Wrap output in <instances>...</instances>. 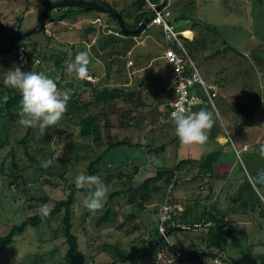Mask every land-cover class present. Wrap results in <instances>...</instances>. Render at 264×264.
Returning a JSON list of instances; mask_svg holds the SVG:
<instances>
[{
  "label": "rangeland",
  "instance_id": "rangeland-1",
  "mask_svg": "<svg viewBox=\"0 0 264 264\" xmlns=\"http://www.w3.org/2000/svg\"><path fill=\"white\" fill-rule=\"evenodd\" d=\"M59 1L62 0H0V24L7 29L12 27L17 29L16 25L21 16L20 28L31 29L38 24V18L45 8L42 5L45 2L57 4ZM97 1H106L116 10L128 11L133 0ZM164 2H167V5L163 7L159 15L172 24L196 71L207 84L211 80L210 77L219 75V70H222L221 76L233 75L236 78L237 73H242L239 65L244 68L249 65L247 59L240 63L238 54L243 51L244 42L250 39L264 42V0H161L156 6ZM148 8H151L153 12L152 8L156 7H151L149 4ZM157 12L154 11L155 16ZM55 15L56 13L53 12L51 17ZM112 17L103 12L89 11L82 14L73 13L72 19L59 22L45 21L48 36L57 41V46H60L59 42L65 43L66 46L64 48L54 45L47 47L45 36L36 33L25 41L27 48H25L26 57L23 62H20L18 58L17 61L15 60L13 49L9 50L13 48L10 41L0 33V73L14 65H19L24 71H44L55 80L58 91L72 90L61 119L44 131L38 126L26 127L20 123L18 111L20 101L10 113H6L3 109L5 101L0 100V168L5 170L4 173L0 172V235H7L12 225H18L26 218L40 212L44 204H48L53 209L57 201L66 199L69 192L75 189L72 232L78 237L80 252L85 254L92 264H110L115 246L128 250L136 244H142L158 226L160 218H163L162 207L167 197L178 196L175 198L182 199L183 207L177 206L174 210L180 212L186 206L185 204H190L189 202L196 199L199 194L198 182L200 181L190 185L187 189L190 193L186 194L185 188L181 187L179 190L172 189L170 195L167 194L164 182L158 181L155 184L161 186L160 190L152 191L150 199L142 210L137 205L142 199L138 187L144 179L153 177L159 168H173L182 159L194 158L200 161L207 153L214 151L216 146L209 135L204 143L184 144L180 140L177 143L173 142L176 136L175 125L173 120L166 121V108L163 97L158 91L161 88L165 93L169 91L168 66L161 58L167 48L162 24L153 19L143 32L132 40H111L112 37L120 38L119 26ZM126 21H129L128 18ZM90 28L93 30L88 31ZM186 30L193 31L195 34L190 45L187 46L188 49L184 40ZM83 47L86 48L89 56L88 75L80 79L75 70L68 72L66 69L67 62L74 59L75 54L82 51ZM228 49L232 54H228L226 59ZM62 53H65L64 74L60 76L61 70L55 68L54 61L56 56ZM203 55L210 57L203 59ZM90 56L96 62L94 65L91 64ZM109 61L112 65L108 81L105 82L103 78ZM186 65L192 68L188 62ZM226 79L229 78L226 77ZM84 80L95 85L99 84L100 87H119L129 95L139 89V82L144 81L146 86L141 88L138 98L127 96L126 99L117 98L114 103L94 102L87 109H83L81 103L93 100L96 92L85 89ZM249 82L256 83L255 78L240 81L238 79L233 82L237 83L238 87L236 100L233 94L231 95L236 104L243 105L242 101H248V105H254V98L256 100L259 96L258 88L256 86L249 87L248 90L241 88ZM0 84V97L8 96V94L20 95L18 89L6 87L2 83V78H0ZM74 86L77 88L75 92ZM196 89L201 91L198 94L201 95L202 104H206L202 108H206L213 114L212 127L218 130L220 122L226 121L223 106L226 98H223L221 94L214 96L213 108L203 88L196 85ZM224 90L221 89L220 92L226 93ZM221 98H223V105ZM77 101L80 104L76 103ZM77 107L81 109L77 111ZM197 108L196 111H199L200 109ZM86 115L97 117L92 123L93 128L98 127L100 134L95 142L93 135L89 137L78 135L80 118ZM106 120L110 123L108 131L104 126ZM27 131H29L28 135ZM26 135V145H22L20 141ZM108 135L113 139L130 138L132 143H138V145L114 147L97 165L98 169L94 175L99 176L106 186L104 204L114 191H124L112 201L111 208L114 215L104 225L97 227L95 220L104 211V206L100 210L87 209L83 202L90 192L77 190L74 181L77 175L88 174L90 163L102 155L106 149ZM221 135L224 136L223 132ZM144 144L158 150L152 151L149 155L145 151ZM164 144L165 150L161 152L160 147ZM25 146L28 147L27 153L35 161L26 154ZM234 155L233 152L231 156L235 157ZM47 159L53 161L47 167L52 172V176L41 167V161ZM131 164H137L139 171L131 178L133 188L128 191L126 184L121 185L118 173L122 171L123 175L129 174L132 170ZM193 166L195 165L189 164L185 167L181 172L184 177L189 175ZM260 166L261 164L258 169H261ZM248 169L250 172L257 170L253 167ZM60 174H64L66 183L62 182ZM238 174L239 171L236 168L231 177L241 179L239 183H243L246 178L248 180L244 173L241 177ZM9 175L25 176L27 181L21 185L20 180H17V183L11 185ZM109 175L112 177L108 179ZM184 177H182L183 182H185ZM48 179L52 184L49 185L46 182ZM124 179L121 178V181ZM124 181L127 182L126 179ZM206 181L209 182L208 179ZM244 184L238 186L239 189L242 187V190L235 189L236 185L231 190L232 184L225 183L222 186L223 195L228 193L229 201L240 196V204L229 207L221 196L220 201L223 205H218L217 211L211 212L213 214L221 212V215H225L227 219L228 214L229 219L237 224L242 221L250 222L245 225H236V237L225 245V254L234 264H264V217L259 214L260 210H250L252 203L256 201L261 208H264L260 198L261 196L264 198V189L260 185H257V191L247 189V183L246 186ZM206 192L201 191V196H205ZM214 199L217 200V198ZM203 205L205 206L204 203ZM86 210L89 215L82 220ZM186 210H188L186 218L188 224L200 223L211 213L209 208L203 209L202 206L196 205L188 206ZM206 231L207 227L193 232L187 229L173 232L167 238L171 242L167 253H159L156 257V252L146 256L134 255L117 264H183L178 259L181 257L180 254L176 253L173 257L175 254L173 249L179 247V244L189 251L194 246L204 247L205 242L200 243L198 239L200 237L204 239ZM66 250V240L61 232V219L60 216H56L50 223L41 225L39 229L27 226L22 234L15 236L14 241L0 251V264H65L63 256ZM184 264L214 263L207 259L200 262L189 260Z\"/></svg>",
  "mask_w": 264,
  "mask_h": 264
},
{
  "label": "trees",
  "instance_id": "trees-1",
  "mask_svg": "<svg viewBox=\"0 0 264 264\" xmlns=\"http://www.w3.org/2000/svg\"><path fill=\"white\" fill-rule=\"evenodd\" d=\"M68 1H74V0H62L59 1L58 3H62V2H68ZM104 3H106L107 5H109L111 7V5L109 3H107L106 1H102ZM161 2V0H133L131 5H130V9L127 11L126 9H121V10H116L113 7H111L112 9H114L115 11L119 12L124 20L125 26L128 29H135L139 26L140 23L144 22V20L146 18L149 19V23L154 19L155 14L151 13V8H148L149 4L152 5H157ZM167 2H164L161 5V8L159 10V12L161 13V11L163 10V7H165L167 4ZM55 4L54 2H45L42 7H45L47 5H52ZM150 9V10H149ZM75 11V12H73ZM55 12L56 15L51 17V14ZM89 12L87 10H83V9H78V8H74V7H65V8H56L53 9L50 13V15L47 18V22L48 21H63L66 19H72L73 18V13L75 14H82V13H86ZM75 16V15H74ZM113 18V17H112ZM128 18L129 21H126ZM38 18V21L39 22ZM22 18L21 16L18 19V24L16 25L17 29L15 28H11V29H7L6 26L0 24V26H2L3 28H6L7 30L13 32L14 34H22L24 32H26L27 30H22L20 28V22H21ZM114 21H116L113 18ZM148 23V24H149ZM169 24H171L169 22ZM172 25V24H171ZM145 29V28H144ZM143 29V30H144ZM29 30V29H28ZM93 28H90V30L88 31H92ZM143 30L138 33V34H130V33H124L122 32L119 27H118V33L120 38H114L112 37L111 40H115L118 39L120 41H125L124 39H130L132 40L133 38H135L136 35H140ZM42 35L45 36L46 38V45L47 47H51V46H56V47H65L66 44L65 43H61L59 42L58 44H60V46H57V41L52 38L51 36H48V34L46 33V29L44 26V30H42V32H40ZM30 36H27L21 40H17V41H11L10 39H7L10 41V44L12 45L13 48H10L9 50L13 49L14 51V57L15 60L17 61L18 58V53L17 50L20 46H22L24 49L27 48V44L25 43V41L29 38ZM36 42V41H35ZM61 49V48H60ZM7 50V51H9ZM6 51V52H7ZM82 51H86V48L83 47ZM5 52V53H6ZM26 52V49H25ZM64 52V51H63ZM91 57V56H90ZM63 59V60H61ZM65 59V53H62L61 55H57L54 61L55 64V68L57 70H61V74L60 76H63L64 74V66H63V61ZM92 60V65H94L96 62L95 60L91 57L90 61ZM19 63V62H18ZM112 62H108L107 63V68H106V72L103 78V81L107 82L108 81V74H109V70L111 67ZM44 73V71H43ZM1 85V84H0ZM99 85V84H98ZM95 84H92L91 82H89L88 80H84L83 81V87H85V89H90L92 91H96L95 94L93 95V100H90L88 102H84L81 103V107L83 109H87L89 107V105L95 103H99V102H104V103H108V102H113L117 99V98H124L126 99L127 96L134 98L137 97V95L140 96V91H142L141 88H144L146 86L144 81L139 82V89L137 91H134L132 93L126 94V92L119 88V87H112V86H98ZM73 91L75 92L77 88H75V86L73 87ZM156 88H160V86H156ZM81 90V88H80ZM81 91H84L83 89ZM159 91V95H162V100L165 102H167V100L170 98L169 94L164 92V89H160ZM74 94V93H72ZM138 98V97H137ZM21 96L20 95H10L8 94L7 96V100L4 102V107L3 109L5 110L6 113H10L11 109L17 105V103L20 101ZM162 101V102H163ZM76 103L80 104L79 101H77ZM81 107H77V111L79 109H81ZM97 117L95 115H86L82 118H80V129L78 132V135L80 137H89L91 135H93L94 137V142L97 141L99 139V129L98 127L93 128L92 127V123H94L96 121ZM104 126L106 128V130L108 131L110 129V123L108 120L105 121ZM29 131H27V135H28ZM27 135L25 136V138H23L20 143L22 145H26V141H27ZM108 139V144L106 149L103 151L102 155H99L97 157V159L95 161H92L89 165V170H88V175H94L95 171L98 169L97 165H99L102 157L104 155H106L112 148L114 147H119V146H123V145H128V146H133V145H138V143H132L130 138L125 137L124 139H113V137L111 138L109 135L107 136ZM179 138L177 137V135L174 137L173 142H178ZM145 147V151L147 152V154H151L152 151H157L158 148L154 149L151 146L144 144L143 145ZM160 151L163 152L165 150V144L164 146L160 147ZM28 147L25 146V152L26 154L29 156V158L33 161H35V159L33 157H31L28 153ZM159 151V152H160ZM219 151H214V152H210L207 155H205L200 161H196V160H192V159H182L181 161H179L178 163H176V165L173 168L170 169H164V168H159L156 172V174L153 177H148L146 179L143 180L142 184L138 187L139 191H140V196H141V201L138 202V207L140 209H144V206L146 204V202L150 199L151 197V193L153 192H158L161 188V186L155 184L158 181H163L164 182V186L168 188L169 185H173V189H180L182 188H187L188 186L190 187V185H193L195 182H198V188L201 186V180L203 177H213V165L215 164V162L218 159L219 156ZM189 164H193L195 166H193L192 170H196V172H194V174H192V176L190 177L191 179L188 178L185 179V182H183V180L180 178L179 176V172L184 170L185 167H187ZM51 167V166H50ZM130 167V165H129ZM132 170L130 171L129 174H122V171H119L118 173V179L120 180V183H122L121 185H127L128 187H126V189L129 191L131 190L132 187V183H131V178H133L134 175L137 174L138 170V165L135 164H131ZM45 170V172L52 176V172L49 171V169H47V167H42ZM4 169L0 168V172L4 173ZM108 171V170H107ZM66 172V171H65ZM60 178L62 179L63 183H66V179L64 177V174H60L59 175ZM112 177V175H109L108 179ZM10 178V184L12 185L13 183H17V180H20L21 185L26 183V177L22 176V175H9ZM121 178H125L126 179V183H125V179L121 181ZM210 181V180H209ZM46 182L50 185L52 184V182L48 179L46 180ZM192 182V183H191ZM257 185H263L262 183H259L258 181H256ZM19 184V183H18ZM186 184V185H185ZM18 186V185H17ZM249 186V185H247ZM77 190H82V191H86V192H91V189L89 188H77ZM124 191L123 190H118V191H114L113 193H111L105 204H104V211L101 213V215L97 218V220H95V225L97 227L104 225L106 222H108L111 219V216L114 215V212L111 208V204L112 201L114 199V197H118L120 196ZM74 194H75V189H72L69 194L67 195L66 199H62L56 202L55 206L53 209H51L50 213L47 216H41L40 212H37L35 215L30 216L28 218H26L22 223L18 224V225H12L9 232L7 233V235L2 236L0 235V251H2V249L4 248V246L11 244L14 241V237L17 235L22 234L26 227L29 226L33 229H39L41 227V225H44L45 223H50L53 219L56 218V216H60L61 219V232H62V236L65 238L66 240V244H67V250L63 256L64 259V263L65 264H92V262H89L87 257L85 256V254H83L82 252H80V248H79V241H78V237L72 232V228H73V224H72V220L74 217V213H73V203H74ZM243 195V194H242ZM241 199L240 196H238L237 199ZM167 202L169 204H171L173 202V199L170 197L168 198ZM188 208V206H186ZM85 213L82 216V220L85 219L89 214L86 211H84ZM188 216V210H186L185 208L178 212L175 211V213H172L171 215V221H176L177 225L179 226H175V227H171L170 221H168L166 223L167 227L165 229V235H162V233L159 231L158 226L154 228V230H152V232L149 234L148 238L146 240H144L142 242V244L140 245H135L132 246L131 249L128 250H124L119 248L118 246H115V252L113 254V259L110 262V264H117L121 261H126L128 260L131 256H146V255H150L156 252V256H158L159 253H167L168 248L171 245L170 240H167L168 236L173 233V232H177L179 230H182L181 228L184 227L182 225H189L190 227L193 228H197L196 229H187L189 231L192 230L193 231H198V229L207 227V231L205 232L206 237H200L198 240L200 243L205 242V246L204 247H199V246H194L192 248L191 251L187 250L186 248L182 247L181 244H179V247H177L176 249H173L175 253L173 255V257L177 254H180L181 257H179V261L180 263H186V261L189 260H193V261H202V260H207L209 259L210 261H213V259H217V258H221L223 260L227 259L229 264H234L233 261H231V259L225 254V245L228 241H231V239H234L236 237L235 232L237 231V227H233L232 226V221H230L229 219H226L225 215H221L219 213L213 214L212 212L205 218L204 221L199 222H191L190 224H188V222L186 223V218ZM158 224V223H156ZM236 225V224H234ZM184 230V229H183ZM162 237V239H160ZM197 239V237H196ZM165 252V253H164ZM215 264V263H214Z\"/></svg>",
  "mask_w": 264,
  "mask_h": 264
},
{
  "label": "crops",
  "instance_id": "crops-1",
  "mask_svg": "<svg viewBox=\"0 0 264 264\" xmlns=\"http://www.w3.org/2000/svg\"><path fill=\"white\" fill-rule=\"evenodd\" d=\"M186 32H189V35L184 37V40L186 41V47L190 45L191 39L195 36L193 34V31L186 30ZM243 51L239 52L240 60L244 62V59H247L249 62V65L245 66V68L242 65H239V70H242V73L236 74L235 76H221L222 70H219V75H215V77H210L211 80L209 81V84L207 82H204V86L207 87L209 92H214L215 97L217 94H221V96L225 99V104L223 105V98L222 105L225 107L224 113L226 121L220 122V128L215 129L214 127H211L207 129V133L209 135V138L211 141L216 145L214 151H219V156L215 164L213 165V177H203L201 180V186L199 187V194H197L196 199H192V202H189L190 204H185L186 206H202L203 209L209 208L210 212L217 211L218 205L222 206L223 202L220 201L221 196L223 199H225V204L229 207L231 205L238 206L240 204L241 199H235L229 201L228 193L226 195H223V185L225 183L232 184L231 190L234 189V186L236 185L235 189L242 190L238 186H241L243 183L244 186L247 185V189H252L257 191V182L254 179L258 172L260 170H264V156H261L260 154V146L264 145V42L258 39H250L244 42L243 44ZM188 49V47H187ZM189 52V51H188ZM203 53V51H201ZM228 54H232V52H229V49L226 53V59H228ZM217 55V54H216ZM207 57V56H206ZM205 55H203V59H206ZM208 56L207 58H209ZM162 58V57H161ZM163 59V58H162ZM164 60V59H163ZM165 62V61H164ZM166 64V62H165ZM166 66H168L166 64ZM169 66H168V76H169ZM229 78V79H226ZM254 79L256 83H247L246 85H243L241 88H246L248 90L249 87L256 86L259 91L258 98L256 97V100L254 98L253 102L254 105H248V101H242V104H236L235 100L237 98L238 93L236 92L237 83H233L239 79ZM230 80V81H229ZM198 85V84H197ZM200 86V85H199ZM202 88V86H200ZM221 89H225L224 91L226 93H223V91L220 92ZM194 91L198 94L201 91H197L196 85L194 87ZM219 91V93H217ZM233 91V92H232ZM237 93V94H236ZM223 94V95H222ZM235 98V100L232 98ZM201 97V95H200ZM206 104H202L199 106L198 109L202 108ZM211 105L214 108L213 100ZM216 110V109H215ZM222 120V119H221ZM231 129V131H229ZM221 132H223L224 136L221 135ZM211 151V152H214ZM234 152V156L232 157L231 154ZM210 153V152H209ZM208 154V153H207ZM206 154V155H207ZM225 154V155H222ZM204 157V156H203ZM202 157V158H203ZM196 160V159H192ZM261 164V169H258V166ZM239 166V167H238ZM253 167L257 169L256 171H249L248 167ZM238 168L239 174L238 176L241 177L243 173L248 177L244 179L245 181L243 183H239L241 179H234L232 178V174L234 173V170ZM183 171V170H182ZM180 171V178L183 180L182 177L184 175ZM194 174L193 170L189 172V175L184 177L188 180L191 179L190 177ZM244 176V175H243ZM210 178V179H209ZM208 179L209 182L206 181ZM228 181V182H227ZM243 181V180H242ZM192 183V182H191ZM260 183V182H259ZM263 184V183H262ZM186 185V184H185ZM262 189H264V184L260 185ZM187 189H189V186L186 188L185 191L186 194L190 193ZM179 190V189H178ZM201 191L206 192L205 196H201ZM229 192V191H228ZM213 196V197H211ZM173 196V202L171 205L179 206L178 208L183 207L182 205V199H177ZM214 198H217L215 200ZM261 200L264 203V198L261 196ZM213 199V200H212ZM229 202V203H227ZM205 204V206L203 205ZM184 207L187 209V207ZM184 208H182L180 211H182ZM251 211L260 210V215L264 217V208H261L259 205V202L252 203ZM214 212V213H215ZM216 214V213H215ZM221 214V212L219 213ZM226 214V212H225ZM228 219L230 218L227 214ZM227 219V218H226ZM230 220V219H229ZM231 221V220H230ZM250 223L249 221H242L241 223H236L232 221V226L236 225H245ZM236 224V225H234ZM237 227V226H236ZM197 230V229H196Z\"/></svg>",
  "mask_w": 264,
  "mask_h": 264
},
{
  "label": "clouds",
  "instance_id": "clouds-1",
  "mask_svg": "<svg viewBox=\"0 0 264 264\" xmlns=\"http://www.w3.org/2000/svg\"><path fill=\"white\" fill-rule=\"evenodd\" d=\"M154 7L156 6L154 5ZM167 23L169 24V22ZM88 64V53L78 51L74 59L67 62L66 70L68 72L75 70L78 77L84 79L88 75ZM0 78L6 87L19 90L21 99L18 111L20 123L23 126H38L44 131L49 126L56 124L66 111L72 90L58 91L55 80L45 73L24 71L19 65H14L2 71ZM0 100L6 101L7 96L0 97ZM170 115L175 125V133L181 143H204L208 139L206 130L212 127L214 120L212 112L206 108H200L199 111L189 114H184L182 110L178 109ZM260 154L264 156V145L260 146ZM52 162V159L41 161V167L46 168ZM254 179L264 183V170H260ZM74 182L77 188L91 189L89 196L83 202L87 209L94 211L103 208L106 186L99 176L81 173L75 177ZM50 211L51 208L48 204H44L40 208L41 216H47Z\"/></svg>",
  "mask_w": 264,
  "mask_h": 264
},
{
  "label": "built area",
  "instance_id": "built-area-1",
  "mask_svg": "<svg viewBox=\"0 0 264 264\" xmlns=\"http://www.w3.org/2000/svg\"><path fill=\"white\" fill-rule=\"evenodd\" d=\"M154 7V5H151ZM157 12L155 20L162 24V30L164 32L165 42L167 48L164 50L162 58L169 66V82L168 88L170 98L165 102V115L166 121L173 120L171 118V113L176 110H182L184 114H189L190 112H195L196 108L201 105L202 100L199 94L194 91L195 85L202 86L203 90L207 95V100L212 103L214 92H209L208 88L204 86V82L198 72L196 71L186 49L183 47L174 28L168 24ZM18 60L23 62L26 55L25 49L20 46L17 50ZM188 62L192 68L186 65ZM193 70V72H192ZM198 109V108H197ZM173 189V185H169L167 188V194L170 195ZM169 197L165 199L162 207L163 218H160L158 228L162 235H165V229L167 227L166 223L170 221V226L175 227L177 225L176 221H171L172 213H175L176 205H171L167 202ZM179 212V211H178ZM215 264H229L228 260L213 259Z\"/></svg>",
  "mask_w": 264,
  "mask_h": 264
},
{
  "label": "water",
  "instance_id": "water-1",
  "mask_svg": "<svg viewBox=\"0 0 264 264\" xmlns=\"http://www.w3.org/2000/svg\"><path fill=\"white\" fill-rule=\"evenodd\" d=\"M161 5L162 4L156 6V8L151 13L154 14V11H159L161 8ZM65 7H74V8H78V9L87 10V11H97V12H103V13L109 14V15L114 17V19L116 20V22L119 26V29L124 33H130V34L140 33L149 23V19L146 18L144 20V22L140 23L137 28L128 29L125 26V23H124V20H123L121 14L119 12L115 11L114 9H112L106 3L102 2V1H97V0H74V1L62 2V3H57V4L45 6V8H44V10L40 16L38 24L36 26H34L33 28L27 30L26 32L22 33V34H19V35L14 34L13 32L7 30L6 28H3L2 26H0V33L3 36L10 39L11 41L21 40L27 36H31V35H34L36 33H40V32H42V30H44L45 21L47 20L51 11L53 9H56V8H65ZM181 229H193L194 230L197 228L184 226ZM160 239H162V237Z\"/></svg>",
  "mask_w": 264,
  "mask_h": 264
},
{
  "label": "bare ground",
  "instance_id": "bare-ground-1",
  "mask_svg": "<svg viewBox=\"0 0 264 264\" xmlns=\"http://www.w3.org/2000/svg\"><path fill=\"white\" fill-rule=\"evenodd\" d=\"M185 35H187V36H188V35H189V32H186V33H185Z\"/></svg>",
  "mask_w": 264,
  "mask_h": 264
}]
</instances>
